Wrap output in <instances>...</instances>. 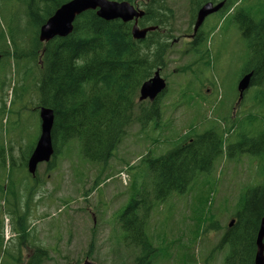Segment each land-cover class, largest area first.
Here are the masks:
<instances>
[{
  "label": "rangeland",
  "instance_id": "rangeland-1",
  "mask_svg": "<svg viewBox=\"0 0 264 264\" xmlns=\"http://www.w3.org/2000/svg\"><path fill=\"white\" fill-rule=\"evenodd\" d=\"M230 2L233 8L207 19L201 48H208L209 55L197 64L200 54H194L184 35L193 29L198 8L191 0L165 1L168 15L160 33L168 50L160 70L168 88L157 102L160 115L140 122L142 110L154 102L138 100L133 123L105 163L82 157L74 139L50 162L38 166L36 178L29 173L26 161L41 132L40 67L26 60L16 67L13 58L3 57L0 147L6 149L8 163L0 169V184L6 187L11 175L20 194L7 201L0 190V264H16L10 256L19 252L25 264L35 246L48 252L43 264H84L86 259L138 264L142 249L125 240L119 216L143 186L151 187L153 172L143 158L164 155L182 140L209 130L224 142L212 172L198 173L184 193L156 201L145 230L157 248L150 264H225L228 248L219 246L229 223L238 220L234 216L238 202L246 188L264 184V157L237 149L230 157L226 152L244 134L254 137L264 130V102L256 96L260 89L251 85L238 103V82L252 52L234 19L243 8L259 21L264 0ZM26 8L24 1L0 0V32L6 35V40L0 39V50L13 49L11 38L30 48L37 28L29 25ZM29 66L31 73L26 74ZM18 213L23 214L22 221Z\"/></svg>",
  "mask_w": 264,
  "mask_h": 264
},
{
  "label": "trees",
  "instance_id": "trees-1",
  "mask_svg": "<svg viewBox=\"0 0 264 264\" xmlns=\"http://www.w3.org/2000/svg\"><path fill=\"white\" fill-rule=\"evenodd\" d=\"M19 1L26 3L29 25L35 26L36 32L28 50L20 47L17 38H11L13 49L10 51L8 47L4 51L0 50V53L4 58H13L17 62L16 67H21L24 60L27 63L38 62L39 106L51 107L55 113L52 131L54 157L76 139L81 145L82 157L92 162L105 163L114 155L135 119V107L143 82L150 79L156 69L165 65L168 42L162 37L160 28L168 15L164 12L166 0H119L129 1L145 10V15L139 20L141 27L159 26L149 32L145 39L137 40L133 37V22H122L120 19L107 21L99 17L96 11L90 10L76 19L74 30L68 37H56L46 43L38 38L42 24L69 0ZM191 1L199 9L207 0ZM234 19L238 21L239 29L252 52L243 74L254 72L251 85L260 89L256 96L264 102V16L256 21L248 11L240 8L235 12ZM197 36H201L200 31ZM5 37L1 31L0 39L6 40ZM205 39L204 33L198 45L192 49L194 54H200L196 59L197 64L200 58L209 55L208 48H201ZM25 71L30 74V66ZM161 97L162 94L150 109L142 110L140 122L159 117L157 102ZM253 136L244 134L242 140L230 145L226 152L230 157L234 149L264 157V130ZM179 143L164 155H147L143 158H147L145 161L153 172L151 187L143 186L139 196L132 198L119 216L126 233L125 240L142 249L138 264L145 260L150 264L151 256L157 249L151 244L145 230L155 202L165 201L175 192L187 191L198 173L212 172L213 161L224 150L223 140L218 142L210 130L188 142L184 139ZM35 145L31 147V153ZM5 150L0 147L1 170H5L8 163ZM7 180L6 187L0 184V190L4 193V199L9 201L12 196L18 198L20 190H16L11 175ZM21 216L23 214L18 213L20 221ZM234 216L238 220L228 228L219 246L220 249L228 248L224 263L254 264L257 234L264 216V184L246 188ZM47 255V250L35 246L25 264H43ZM22 257L21 252L18 256H10L16 264L24 263Z\"/></svg>",
  "mask_w": 264,
  "mask_h": 264
},
{
  "label": "water",
  "instance_id": "water-1",
  "mask_svg": "<svg viewBox=\"0 0 264 264\" xmlns=\"http://www.w3.org/2000/svg\"><path fill=\"white\" fill-rule=\"evenodd\" d=\"M225 6V0L214 4L208 1L202 5L198 11L195 32L203 24L206 17L219 12ZM93 10L97 15L107 21L120 19L122 22H133L132 35L135 39H145L149 32L158 29L159 26L141 27L139 20L145 15V10L130 3L129 1L119 0H69L63 3L54 11V13L42 24L39 31V40L42 43L49 42L56 37H68L74 30V22L82 14ZM3 55L0 53V63ZM254 72L245 74L238 82L239 101L244 93L251 86V79ZM168 88L166 79L161 75V70L156 69L154 75L143 82L140 88L138 100H150L154 102L160 94H163ZM41 119V132L38 136L34 150L32 151L28 162V171L32 176H36L38 166L41 163H48L55 154L52 131L55 121V113L51 107L41 106L39 108ZM234 220L229 223L232 227ZM256 253L254 264H264V216L261 219L260 227L256 240ZM84 264H97L96 262L86 259Z\"/></svg>",
  "mask_w": 264,
  "mask_h": 264
},
{
  "label": "flooded vegetation",
  "instance_id": "flooded-vegetation-1",
  "mask_svg": "<svg viewBox=\"0 0 264 264\" xmlns=\"http://www.w3.org/2000/svg\"><path fill=\"white\" fill-rule=\"evenodd\" d=\"M207 1H211V2H213L214 4H217V3H219V2H221V1H223V0H207ZM206 1V2H207ZM206 2H203L202 3V5L204 4V3H206ZM229 4H231V2H230V0H225V6L219 11V12H216V13H214V14H218V13H220L221 11H223V9H225V8H228L229 6H231V5H229ZM202 5L199 7V9L202 7ZM232 8L234 7V5L233 6H231ZM199 9H198V11H199ZM198 11H197V14H196V18H197V16H198ZM214 14H211V15H214ZM211 15H209V16H207L206 17V19H205V21L203 22V24L198 28V30L195 32V24H196V22H197V19L196 18H194L195 19V21H194V25H193V29L190 31H188V32H186V34L184 35V39L189 43V44H191L193 47H195L196 45H198L197 43H198V40L199 39H202L203 38V34L205 33V31H203L204 30V28L206 27V21H207V19L211 16ZM199 31L201 32V36H197L198 35V33H199ZM201 37V38H200ZM245 94V93H244ZM240 96V95H239ZM243 98H244V96H243ZM242 98V99H243ZM242 99H241V101H242ZM241 101H239V99H238V103H241ZM93 261V260H92Z\"/></svg>",
  "mask_w": 264,
  "mask_h": 264
}]
</instances>
